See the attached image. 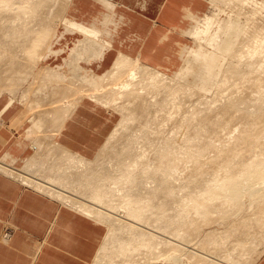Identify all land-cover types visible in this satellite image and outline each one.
<instances>
[{
	"label": "bare ground",
	"instance_id": "obj_1",
	"mask_svg": "<svg viewBox=\"0 0 264 264\" xmlns=\"http://www.w3.org/2000/svg\"><path fill=\"white\" fill-rule=\"evenodd\" d=\"M67 1L71 2V0ZM58 2L59 0H0V16L8 23L4 38H9L11 42L10 47L2 42L3 50L11 48L12 43L16 44L17 39H22L24 41L22 51L39 53V62L51 54L58 55L61 52L52 48L53 39L58 38L56 28L60 22L65 25L66 32L82 36V39H78L70 49L69 74L62 73L59 68L49 65H43L36 73L34 72V83L51 84L52 98H49L46 112L53 118V125H50L52 129L45 136V139L49 138L48 143L36 145L35 152L19 169L6 165L4 159H0V170L17 176L25 184L39 191H46L72 204L77 211L86 216L107 224L108 232L95 258L96 264L101 263L104 256L110 258L115 251L119 257L125 259V264H138L135 254L141 253L146 256L147 252H159L162 253L159 256L168 255V258L177 255L175 256L177 260L187 259L191 264H244L243 257L250 254L254 245L262 246L258 252L259 260L264 254V134H261L264 132V26L261 30L253 32L250 30L252 27L249 25L250 19L248 24H242L239 21H232L231 16L221 22L218 21L217 14L201 17L190 15L189 22L193 21L195 25L190 29L187 28L184 33L201 42L204 40L201 39L204 34L211 35L204 41H207L213 51H202L201 48L195 51L185 46L181 51V54L186 55L185 63L174 75L170 76L123 54H119L111 68L104 73L98 76L88 73L83 75L84 69L79 63L102 59L105 52L113 45L101 38L102 32L108 28L112 36V31L116 30L117 26L110 23V19H119L113 11L114 5L103 1L107 13L101 18L94 19L91 24L84 25L61 16L65 11L64 6L61 15H58L61 11L55 14V6ZM241 2L261 5L260 8L264 11V0H241ZM43 6H48L50 10L36 18ZM4 10L13 11L12 15L3 14ZM45 16L53 17L52 22L55 24L49 27H43L42 24V27L40 25L35 28L33 22L41 23ZM248 25L251 27L249 28ZM219 33L222 35L219 36ZM57 41H60V38ZM190 58L197 62L196 72L193 73L195 82H192L197 88L192 89L181 81L185 77L184 73L187 72H183L184 68L189 67ZM227 58L231 61L224 64ZM7 80L11 82V76ZM0 84V87L4 86L7 89L12 87L10 84L3 85L2 79ZM65 87L66 90L73 89L74 94L71 95L73 92L67 91L70 94L68 95L64 91L59 95ZM212 89L220 92V98L226 99L222 112L217 110L219 99L216 97L203 95L199 97L190 105L189 110L185 111L182 124L178 127L181 131L185 125L188 134L178 139L180 131L177 129L165 136L160 141L161 144L153 158L155 163L147 162L145 165L143 163L145 153L139 151L137 147L140 140H150L152 121L149 113L147 116V103L142 105V100L147 101L142 98L143 94L152 98L161 97L157 106L161 111H165L167 108L178 107L181 94L207 92ZM4 90L0 91V97L4 95ZM57 95L60 96L58 99ZM24 96L30 97L29 94ZM85 99L103 107L115 105L121 115L97 158L93 160L73 153L56 141L52 143L64 123ZM139 100L142 106L138 103ZM134 103H138L141 107L137 106V108ZM232 108L235 112L244 111V115L236 117L240 123L254 118L251 121L253 126L249 124L252 128L257 130L259 124L263 123V125L257 131L250 127L252 131L247 129L240 132L239 137L235 135L236 137L227 142L224 141L222 146L216 145L210 135L230 127L227 117H233L235 114ZM139 110L143 115L147 111V123L145 122L142 127L139 125L137 133L135 127V131L134 129L132 131L136 134L132 133L133 138L126 139L125 144L122 138L125 132L133 128L130 126L139 120ZM33 119L34 117L31 118V122ZM209 130L213 132L207 135ZM253 131L256 132L255 135ZM27 133L33 136L31 130ZM130 133L128 132L126 138ZM130 135L129 137H132ZM120 140L125 145H121L122 152L120 148L119 154L126 155L123 156L126 158L125 161L119 157L123 161L116 163L114 168L107 164L109 168L105 166L106 168L100 169L101 164L106 162L102 163L100 156L114 155L115 152L111 151L116 148ZM210 148L219 151L215 150V156L209 161L210 166L205 169L206 162H202V157ZM44 155L62 160L63 166L48 167L42 162ZM182 162H194L193 164L197 166L196 169L191 168L192 172L188 177L180 180L177 188L174 186V181L178 178L177 170ZM145 172L149 174L144 175ZM78 186L83 190L88 189L89 192H81ZM180 191L185 192L186 195L179 201L177 193ZM157 192L158 194L163 192L167 201L173 203V206L163 213L156 202ZM248 196L251 199L248 206L254 208L260 204L257 206L258 211L250 213L249 217L237 223L236 228L233 227L232 230L225 231L226 234L216 235L208 241L217 246L211 245L216 250L219 246L225 248L224 241L227 235L236 230L235 244L231 249L228 248L230 249L228 254L221 251L222 255L217 250L220 253L218 256L222 255L219 258L217 254L213 255L216 251L210 249L208 245L207 248L213 252L211 251L210 254V251H204L203 248L206 247L204 242L203 246L201 241L192 243L191 237L197 232L196 227L201 221L209 222L208 218L215 221L216 216L213 215L229 217L236 215L235 213L244 209L243 201ZM117 200H120V203H117ZM193 217L198 218L196 223ZM199 245L200 248L203 247L202 250ZM246 262L250 261L246 260ZM155 263L154 261L153 264ZM111 264L115 263L111 261Z\"/></svg>",
	"mask_w": 264,
	"mask_h": 264
},
{
	"label": "crops",
	"instance_id": "obj_2",
	"mask_svg": "<svg viewBox=\"0 0 264 264\" xmlns=\"http://www.w3.org/2000/svg\"><path fill=\"white\" fill-rule=\"evenodd\" d=\"M103 1L114 5L119 20H114L118 26L107 40L112 47L88 64L97 73L110 69L119 54L163 71L180 47L190 15H204L211 7L209 0H71L68 15L89 25L107 13ZM59 38L65 48L79 34L65 30ZM68 58L64 61L70 69ZM30 110L15 106L12 97L0 102V159L10 167L31 154ZM117 120L115 112L85 99L54 139L87 158L82 154H98ZM16 178L0 170V264H93L107 233L103 223ZM258 264H264V254Z\"/></svg>",
	"mask_w": 264,
	"mask_h": 264
},
{
	"label": "rangeland",
	"instance_id": "obj_3",
	"mask_svg": "<svg viewBox=\"0 0 264 264\" xmlns=\"http://www.w3.org/2000/svg\"><path fill=\"white\" fill-rule=\"evenodd\" d=\"M210 3H211L210 9L208 8V11H206V13H204V15L203 14L199 15V17L205 16V15L211 16V15L217 14L218 21L221 20V22H224V21H226L228 16H231L232 21H235V22L239 21V23H242V24H248V20L250 19L249 25H251L252 27L249 25L248 26H249V28L251 27L250 30H252L253 32H257V31L261 30V28H263V26H264V11L261 10V8H260L261 5L255 6V5H250V4H243L241 2V0H239V1L238 0H213ZM69 5H70L69 1L59 0L58 4L55 6V11H54L55 14H56V12L58 13L59 11H61V13L58 14V15H61L62 9L64 8L63 10H65V11H63V14L61 16H66V17L70 18L68 15L69 14ZM49 10L50 9L48 8V6H43L42 9H40V11H39L40 13H39V15L36 16V18L40 17L42 14H46ZM12 12L13 11H11V10L10 11H6V10L2 11L3 14L7 13L9 15H12ZM250 14H252L251 15L252 17L249 16ZM49 18H51V19H49ZM52 21H53V17H46L45 16V18H43L41 20V23H35V22H33V23L35 25V28L40 26V25L42 27V24H43V27H49V26L55 24ZM111 22L116 23V22H114V20L110 19V23ZM193 25H195V23H193V21H190L188 23V25L186 24L183 27V29H182V41H181L180 47H179L177 53L174 55V57L168 63L167 67L165 69H163L162 72L172 76L183 67V65L185 63L184 59H186V57H185L186 55L181 54L179 51L182 46H183V48L185 46L191 47V50H195V51L196 50L199 51L200 48L202 49V51H213V48L209 47V45L207 44V41L206 42L204 41V40H207L211 35H207V34L205 35L204 34L201 37V39H204L203 40L204 43H203L200 40H196V39L191 38L189 35H187L183 32V30L185 28L188 27V29H190ZM7 27H8L7 21L4 20L0 16V50H1V52H0V77H1L0 81H1V79L3 80V85H9V84L12 85L11 89H7L4 86L0 87V91L5 89L3 91V94L5 97L2 101L0 100V102L3 103V101L8 100V98L12 97L14 100L15 106H24L28 109L31 108V110L33 112V114L31 112V115L34 116V119L32 122L33 137H31L32 139L30 140L31 145H32V150L30 152L31 154L29 155V157H30L35 152V146L36 145L41 144V143H45V144L48 143L49 138L45 139V136L47 135L48 131L50 129H52V128H50V125H53V122H52L53 118H51L49 116V114L46 112V110H48L47 104H49V102H50L49 98H52L50 95V92L52 93L51 84L50 83H43V82L34 83V72L36 73L37 70L43 65H49L52 67L63 65V66H61L60 71L62 73H65V74H69L71 69H68V67L65 64L64 59L65 58L69 59L68 57H69L70 49L74 46L76 41H74V44H72V45L69 44V46L67 45V47H65V48L62 46H59L60 44H59V41H57V39L66 30L65 26H63V24L60 22L58 27L56 28L58 38L56 37L52 41L53 50L54 51L61 50L60 54L57 56H54L55 54H51L47 58H45L44 60H40L38 62L39 53H31V52L30 53H24L22 51V47L24 46V41L22 39H17L16 44L12 43L13 46H11V48H6L5 50H3L2 44H1L2 42L5 43V45L8 47H10V44H11L9 38H4V33L6 32ZM102 30H103V28H102ZM105 32H107V33H105ZM213 32H215V30ZM107 35L111 36V32L109 31L108 28H106V31L102 32L101 38L104 40H110V38L106 37ZM112 35H113V33H112ZM220 35H222V34L219 33V36ZM80 38H81V36L79 35V39ZM190 59H191V61H190L189 67L188 68L186 67L183 70V72H185V71H187V72L184 73L185 77L181 81L184 83H187L188 86L190 87V89H192V88H197L195 85L192 84V82H195L193 73L196 72L197 62H194L192 58H190ZM230 61L231 60L229 58H227L224 60V64H227ZM79 64L84 69L82 71L83 75H86L87 73L91 74L93 76H98L99 74H102V73H97V72H95V70H92L91 67H88V64H90L89 62L81 61ZM10 76H11V82L7 80V78ZM18 78H20V79L17 81ZM66 88L67 87H65V89H63L62 92L59 93V95H61L64 91L66 92V94H68L71 91L73 92V89L70 91V88H68V90H66ZM67 91H68V93H67ZM74 92L71 95H73ZM24 94H29L30 97H25ZM59 95H57V97H56L57 99H58V97H60ZM68 95H70V94H68ZM146 95L147 94H143L142 98L147 100L148 102L147 101L144 102L142 99L141 100L143 103L141 102V100L138 101V103L140 104V102H141L142 105H145V103H147V105H146V107L148 109V112L146 111L147 116L149 113V116H151L150 118L152 121L151 126H150V133H149V139L150 140H145V141L140 140L138 142V147H137L139 151H142L145 153L144 158H143L144 164L147 162L155 163L153 158H154V156L158 150L157 148L159 147V144H161L160 141L165 136L169 135L171 132L176 131L179 126H181L182 117H183L185 111L189 110L190 105L193 104L194 102H196L199 99V97H201L203 95L204 97H216L217 99H219V102L217 103L216 107H217V110H219L220 112H222L223 105H226V99L224 97L220 98L221 94L216 89H212V90L207 91V92L206 91H202V92L197 91L196 93H192V94H181L182 98L180 97V99L178 100V107L167 108L165 111H161L160 109H158V106H157L158 100L161 97L157 96L156 98H152V97L146 96ZM24 98L26 100L28 99L27 103H29V102L30 103L27 104L26 101H23ZM138 103H134V105L136 107L137 106L141 107L142 105L140 104L141 105L140 106ZM134 105H132V107ZM106 109H110L111 111L115 112L116 116L118 117V120H120L121 115L119 114V109H117L115 105L114 106H112L111 104L107 105ZM232 110L235 113L233 115V117H227L228 120L230 121V127L226 128V129H224L221 132L216 133V134H211L213 132L211 130H209L207 132V135L211 134L210 136L213 137L212 140L216 145L222 146L224 141L227 142L229 139H231L233 137H236V136L239 137L240 132L242 133V131L247 130V129L250 130L253 126L251 121L254 118H252V120H250V121L245 120V121L240 123L239 120L236 119V117L244 115V111L243 112L242 111L235 112L234 108H232ZM146 112L144 113L145 115H143V113L140 111V114L142 113V117L139 114V116H140L138 118L139 120L134 122V124H132L133 126L132 125L130 126V128L131 127H133V128L131 130L129 129V131H128L129 133L133 129L135 131V127H136L135 132L137 133L139 125H140V127H142V126H144V124L147 123L146 118H148V117H146ZM226 115H224V116L226 117ZM118 120H117L116 124L118 123ZM250 123L252 126L249 125ZM259 125H258L259 128L257 130L261 129V125H263V123H261ZM210 129H212V128H210ZM235 129H236V131H233ZM252 129L256 130V128H252ZM252 129L250 131H252ZM178 131H180V130L178 129ZM128 132H125L126 134L123 133L124 136L122 135L123 136L122 141L124 140L123 142L125 144L127 143L126 139L130 140L129 138H133L132 133L136 134L132 131L130 133L131 135L129 134L132 137H129V135H128V138H126ZM253 132H254L253 134L255 135L256 132L255 131H253ZM241 133H240V135H241ZM187 134H188V131L186 129V126L183 125V128L178 133V139L183 138ZM261 134H264V132ZM254 135L251 134V136H253V137H254ZM54 141H58L59 143H61L63 146H65L67 149H69L71 151H74V152L76 151V150L70 148L69 146L63 144L62 142H60L58 138L53 139L52 143H54ZM123 142H121V140H120V142L117 143L116 148L112 151L110 150L112 153L115 152L114 155L110 154L107 156L106 155L100 156V161L102 159V161H101L102 163L104 161H106L104 163L105 165L101 164V163L100 164L102 166H100V164L98 165V166H100L99 167L100 169H101V167H105V166L108 167V165H109V167L111 165V168H114L116 163L118 164V162L123 161L121 159H124V161H125L126 158L123 156H126V155L119 154L120 148L123 145H125V144H123ZM215 150L217 152L219 151L218 149H214V148L211 149L210 148V149H208V151L205 152L206 155L205 154L203 155L204 157H202V162H204V163L206 162V164H204V165H206V167H204L205 169H207L210 166L209 161L211 160V157L215 156L214 155V154H216ZM110 151H108V152H110ZM120 151L122 152V148ZM117 152H118V155H117ZM82 155L86 156L87 158H89L91 160H93L96 156H98V154H96V155L95 154H93V155L82 154ZM119 157L121 159H119ZM118 159H119V161H118ZM24 161L25 160H22L21 162H19L18 165L16 166V168H18V169L21 168L24 165ZM42 162H44L45 165H47L48 167L54 165V168H58V167L60 168L64 164V162H62V160L56 159V157L49 156V155L48 156L44 155ZM193 163L194 162H191V163L182 162V163H180L179 170H177V174H178L177 177L179 178V180L177 178L174 181L175 182L174 186L177 187L180 184L181 179L189 176L188 174L190 172H192V169H194L197 166V164H193ZM154 165L155 164H153V166ZM192 167H194V168H192ZM105 168H102V169H105ZM7 174L9 175L10 173H7ZM75 174H77V173H75ZM148 174H149V172L144 173V175H148ZM12 176H14V175H12ZM14 177H17V176H14ZM17 180H19V178ZM31 187H33V186H31ZM69 187L75 188V186H71V185H69ZM33 188H35V187H33ZM78 188L81 192H86V193L89 192L88 189L83 190L80 186H78ZM41 192H43V191H41ZM43 193L61 201L62 203H64L65 205H67L69 207L75 208L72 204H69L68 202L63 201V200L57 198L56 196L51 195L50 193H48L46 191H44ZM157 195H158V197L156 198V202H158V205L161 207L160 210H162V213L169 210L173 206V203H171V201H170V203H169V201H167V199L163 195V192H161L159 194L157 192ZM177 195L179 197L178 200L180 201L185 197L186 194H185V192L180 191L179 193H177ZM117 203H120V200H117ZM175 203H177V201ZM250 203H251V199L249 198V196L245 197L244 201H243L244 209L242 208L241 210H239L240 212L238 211V213H235L236 215H231L232 217H229L228 215H224V216L213 215L214 217L216 216L215 221H214V219L208 218V220H210L209 222H204V221L202 222L201 221L200 225H199L200 222H198L197 225H199V226H197L196 228H197V232H200V234L199 233L197 234V232L195 233V235L193 234V236L191 237V239H193L192 243L197 242V241H199L198 243H200V241H201L202 246H203V242H204V244H205L204 246H206V247H204V248L201 247V248H203L204 251H207V250H208L207 252L210 251V254H211V251L214 249L216 252H215V254H213V253L212 254L215 256H216V254H217V256L220 255V253L217 250H219L220 252L223 251L224 254H228L229 250L235 244L236 239H235L234 235H235L236 230H234L233 233L231 232V234L227 235V237L224 241L226 243L225 248L219 246L220 248L218 247V249L216 250V248L212 247L213 245L214 246H216V245L213 243H210L208 241L211 238L216 237V235L218 236L220 234H223L227 230H232L233 227L236 228V224L239 223L240 221H242L243 219L247 218V216L250 215V213L253 214V213L257 212L258 211L257 206H259L260 204L257 206L254 205L255 206L254 208L253 207L250 208L249 207ZM249 208L251 210H249ZM162 213H160V214H162ZM211 218H213V217L211 216ZM197 219H198L197 217H195L193 219L195 223H196ZM211 220H212V222H211ZM205 221H207V220H205ZM103 226L106 228V231L108 232L107 224L106 225L103 224ZM198 227L200 230L198 229ZM224 234H226V233H224ZM207 242L210 244V246ZM101 245H102V243H101ZM101 245L99 246V249H100ZM207 245L209 248L211 247L210 249H212V250L207 248ZM113 246L114 245L112 244V247ZM200 246L201 245H199V248H200ZM229 247H230V249H228ZM201 248H200V250H202ZM205 248H207V249L205 250ZM260 248H262V246L254 245L250 254H247V256L245 255L243 257L244 264H246V263L247 264H250V263L251 264H258L259 260L257 257H258V254H259L258 252H259ZM111 249H113V248H111ZM160 251H162V250H160ZM144 253H145V251H144ZM223 253L221 252L222 255H223ZM231 253H233V250L231 251ZM136 254H135V256H136L135 258H138V262H137L138 264H153L154 261L156 262L155 264H191L187 259H183L184 261L183 260H181V261L177 260V258H176L177 255H174V257L176 256L175 258L172 256H169V258H168V255H164V256L160 255L159 256V254H162L159 252H154V253L153 252H151V253L147 252L146 256H145V254L142 255L141 253H140V255L139 254L136 255ZM103 255H105V254H103ZM104 257L105 258L102 261H100L103 264H111V261L114 262L115 264H125L124 263L125 259L121 258V256L119 257L117 255L116 251L111 254L110 258H106V256H104ZM170 257H171V259H170ZM175 259L177 261H175ZM246 260L250 261V262L245 263ZM101 263H99V264H101ZM93 264H96L95 261Z\"/></svg>",
	"mask_w": 264,
	"mask_h": 264
}]
</instances>
